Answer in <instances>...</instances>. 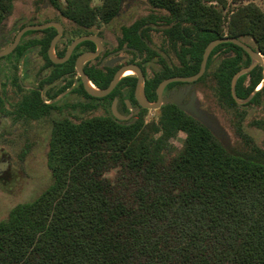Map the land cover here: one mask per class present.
<instances>
[{
    "label": "trees",
    "instance_id": "obj_1",
    "mask_svg": "<svg viewBox=\"0 0 264 264\" xmlns=\"http://www.w3.org/2000/svg\"><path fill=\"white\" fill-rule=\"evenodd\" d=\"M33 1L46 3L84 30L109 24L122 2ZM146 1L150 13L123 26L117 40L152 58L158 55L148 45V34L155 30L175 54L177 64L146 80L150 93L164 78L196 73L213 39L237 38L264 57V10L253 1ZM13 2L0 0V27ZM156 18L165 20L160 29L151 27ZM249 63L241 47L223 42L211 50L199 78L212 79L217 103L234 113V130L244 141L240 108L264 102V82L256 89L263 69L256 65L238 76L237 98L250 96L244 103L233 99L230 82ZM85 69L97 88H105L114 73L89 63ZM135 81L128 75L105 97L87 94V111L102 100L103 113L52 123L45 153L51 183L0 220V264H264L261 150L226 148L173 104L157 109V123L145 119L147 109L126 121L115 119L112 97L125 90L132 95ZM251 124L264 130V120ZM179 132L184 138L176 146L172 140Z\"/></svg>",
    "mask_w": 264,
    "mask_h": 264
},
{
    "label": "flooded vegetation",
    "instance_id": "obj_2",
    "mask_svg": "<svg viewBox=\"0 0 264 264\" xmlns=\"http://www.w3.org/2000/svg\"><path fill=\"white\" fill-rule=\"evenodd\" d=\"M120 10L121 6L116 16L119 15ZM140 18L142 17L133 20L128 25H121L118 35H120L123 26H130ZM5 20L0 27V51L12 45L17 33L24 26L41 25L48 22L58 25L24 31L14 48L10 52L0 55V181L19 178L22 166L25 165L27 157L31 154L30 151L40 142L39 136L49 133L55 119L76 118L85 116L87 113L89 99L82 76L76 70L75 60L83 52L97 50V45L91 40H83L75 45L64 61L56 62L52 60L49 54V47L55 36L58 38L54 43L52 54L56 59L65 55L68 46L75 38L92 35L97 39L100 43L98 54L82 65V71L87 78L85 68L88 63L98 68H113L114 73L125 64H136L143 74V93L149 101L157 99L156 87L158 84L153 93H150L146 89V80L159 73L161 69L177 64L175 54L166 45V49L160 47V52L163 54L152 47L150 32L153 30L148 34L149 41H147L149 43L145 41L151 49L156 51L158 56L146 58L134 47L119 45L118 35L114 41L108 39L103 31V26L105 27L107 24L96 25L91 29L84 30L63 17H43L42 20H37V17L31 19L20 17L9 24ZM66 21L74 27H68ZM164 24V19L156 18L154 23L150 25L160 29ZM145 25H149V23H145ZM58 26L60 31H58ZM85 41L89 43H83ZM169 53H172L175 61L168 60ZM154 64L157 65V68L153 67ZM126 76L128 75L123 73L120 80ZM131 76L137 79L133 73ZM199 78L191 83L190 89L187 90L181 102L187 103L190 99V93L194 91L199 107L205 111L204 116L220 132L221 127L218 118L206 107L198 88L199 84H203L210 77L200 81ZM90 83L92 82L90 81ZM171 83L174 84L168 83L163 88L162 97L183 91L188 85L187 82L180 81ZM134 89L135 85L132 95H130L129 90H125L112 97L109 104L110 112L111 103L116 98L117 112L127 117L117 120L126 121L140 109H147L138 104L134 96ZM94 103L93 110H104V101L97 100Z\"/></svg>",
    "mask_w": 264,
    "mask_h": 264
},
{
    "label": "rangeland",
    "instance_id": "obj_3",
    "mask_svg": "<svg viewBox=\"0 0 264 264\" xmlns=\"http://www.w3.org/2000/svg\"><path fill=\"white\" fill-rule=\"evenodd\" d=\"M232 5H238L247 1L255 2L261 9L264 10V0H228ZM92 4L100 3V0H91ZM151 7L146 0H124L121 5L119 15L116 16L109 24L103 26V31L106 37L114 41L119 34L121 25H128L133 20L146 16L150 13ZM158 13H164L162 10ZM37 17V20H42L43 17H61L52 7L46 3H40L38 6L34 4L33 0H14L12 13L7 17L5 22L16 20L17 18ZM68 27L73 28L69 22ZM152 47L160 52V47L165 48L163 39L157 31L150 32ZM163 54L162 52H160ZM168 60L175 61L172 53H169ZM155 68L157 65L154 64ZM264 73V72H263ZM214 82L207 78L203 84H199L201 98L205 101L206 107L213 112L220 123L222 133L223 145L234 151H248L251 146L260 149L264 155V130L252 125L254 120H264V102L261 105L253 107H241L240 110L244 111L245 118L242 122L243 129L247 135V140H242L234 130L233 123L235 116L232 111L224 110L216 101L213 93ZM259 87V86H257ZM256 87V88H257ZM104 110H89L87 114H101ZM157 109H147L145 112V119L149 121H158ZM161 130L159 129L154 133L158 136ZM42 138L39 143L30 151L31 154L27 157L25 165L22 166L20 176L16 180L0 181V220L3 219L10 208L15 204L28 201L36 197L48 184L51 183L52 177L46 165V149L48 132L39 136ZM184 133L179 132L172 142L176 146L182 144Z\"/></svg>",
    "mask_w": 264,
    "mask_h": 264
},
{
    "label": "water",
    "instance_id": "obj_4",
    "mask_svg": "<svg viewBox=\"0 0 264 264\" xmlns=\"http://www.w3.org/2000/svg\"><path fill=\"white\" fill-rule=\"evenodd\" d=\"M55 24L56 23L48 22V23L41 24V25H27V26L22 27L19 30V32L17 33L15 40L12 43V45L9 46L8 48L4 49V50H1L0 55H3V54L10 52L14 48V46L17 44L20 35L24 31L33 30V29H42V28H45L46 26L55 25ZM56 25H58V24H56ZM58 31H60L59 26H58ZM57 38H58V36H55V38L51 41V44L49 47L50 57L52 58L53 61H56V62L64 61L69 56V54L71 53V51L75 47V45L78 44L79 42L83 41V40H91V41L96 43L97 50L83 52L75 60L76 70L82 76L84 88H85L87 94H89L90 96H92V97H103V96L108 95L113 90V88L116 86V84L120 80L124 71L126 69H131L133 71V74L137 78L136 84H135V89H134V96H135V99L137 100L138 104L141 107L147 108V109H159L160 106H162L164 104L172 103L177 108H179L180 110H182L183 112H185L186 114L191 116L192 118L199 121L202 125H204L221 143H222V133L219 132L215 127H213L208 122L206 117L204 116L205 111L199 107L198 99L196 98L195 92L192 91L190 93V95H189L190 99L187 103L181 102L182 98L185 96L187 90L190 89L191 83L194 82L195 80H197L205 71L207 58H208L211 50L216 45L223 43V42H231V43L241 47L250 57V63L246 67L239 69L236 73H234V75L231 78V82H230L231 95H232L233 99L238 104L246 102L250 97L249 96L246 99L237 98V96L235 94V83H236L238 76L243 74V73L249 72L256 65H259L263 69V72H264V57L262 56L261 53L252 49V47H250L248 44H246V43H244V42H242L239 39L234 38V37H224V38L213 39L206 44V46L203 50V53H202V58H201L199 69L196 73L189 75V76H172V77H167V78L161 80L156 87V91L158 94L157 99L154 101H149L145 98L144 93H143V81H144L143 74H142L140 68L136 64L129 63V64H125V65L121 66L118 70H116V72L114 73L109 84L105 88H97L92 83H90V81L88 80V78L86 77V75L82 71L83 63L85 61L91 59V58H94L99 52L100 43L97 41V39L92 35H84V36H80L78 38H75L70 43V45L68 46L65 55L62 58L56 59V58H54V56L52 54V50H53V46H54V43H55ZM228 55L229 54L224 55V56L226 57ZM175 81L187 82L188 85L184 88L183 91L162 97L161 92H162L163 88L168 83L175 82ZM263 82H264V79L261 81V83L258 85L259 87H257L256 89L260 88V86L262 85ZM250 95H252V93ZM111 112H112V115L114 116V118H116V119H126L127 118L126 116H123L117 112V110H116V98L113 99V101L111 103Z\"/></svg>",
    "mask_w": 264,
    "mask_h": 264
},
{
    "label": "bare ground",
    "instance_id": "obj_5",
    "mask_svg": "<svg viewBox=\"0 0 264 264\" xmlns=\"http://www.w3.org/2000/svg\"><path fill=\"white\" fill-rule=\"evenodd\" d=\"M133 73V71L131 70V69H126L125 71H124V74L125 75H131Z\"/></svg>",
    "mask_w": 264,
    "mask_h": 264
}]
</instances>
